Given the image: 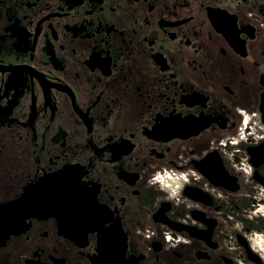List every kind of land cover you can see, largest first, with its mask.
I'll return each mask as SVG.
<instances>
[{
    "label": "flooded vegetation",
    "instance_id": "af4514ba",
    "mask_svg": "<svg viewBox=\"0 0 264 264\" xmlns=\"http://www.w3.org/2000/svg\"><path fill=\"white\" fill-rule=\"evenodd\" d=\"M244 114L264 0H0V264H264Z\"/></svg>",
    "mask_w": 264,
    "mask_h": 264
},
{
    "label": "built area",
    "instance_id": "2783aa9c",
    "mask_svg": "<svg viewBox=\"0 0 264 264\" xmlns=\"http://www.w3.org/2000/svg\"><path fill=\"white\" fill-rule=\"evenodd\" d=\"M260 132H262V130L257 117L251 114H244L240 124V134L243 136V138L247 139L248 137H251L255 140H258L260 138L262 139L264 138V135L262 137ZM244 163L246 162L242 161L239 164H236L235 166L241 169ZM167 240L172 243L176 240V238L171 235H167Z\"/></svg>",
    "mask_w": 264,
    "mask_h": 264
},
{
    "label": "water",
    "instance_id": "95a60500",
    "mask_svg": "<svg viewBox=\"0 0 264 264\" xmlns=\"http://www.w3.org/2000/svg\"><path fill=\"white\" fill-rule=\"evenodd\" d=\"M256 149L259 151L258 153L251 149L249 150L250 162L255 167H259L262 163H264V142L261 143ZM257 157H262L263 160H260ZM221 170L222 171L220 172V179H219L220 185L228 189H233V190L237 189L238 185L237 183L235 184L236 180L230 177L228 173L223 169L222 166H221ZM263 184H264V181H263Z\"/></svg>",
    "mask_w": 264,
    "mask_h": 264
},
{
    "label": "rangeland",
    "instance_id": "374dc122",
    "mask_svg": "<svg viewBox=\"0 0 264 264\" xmlns=\"http://www.w3.org/2000/svg\"><path fill=\"white\" fill-rule=\"evenodd\" d=\"M264 210V209H263ZM255 239V238H254Z\"/></svg>",
    "mask_w": 264,
    "mask_h": 264
}]
</instances>
